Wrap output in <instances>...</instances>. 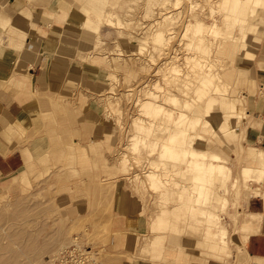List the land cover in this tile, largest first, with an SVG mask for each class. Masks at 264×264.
Instances as JSON below:
<instances>
[{
	"label": "rangeland",
	"instance_id": "rangeland-1",
	"mask_svg": "<svg viewBox=\"0 0 264 264\" xmlns=\"http://www.w3.org/2000/svg\"><path fill=\"white\" fill-rule=\"evenodd\" d=\"M71 1H79L82 5H98L102 11L98 17L97 11L93 10L95 20H92L97 24L86 22L87 29L97 31V44L93 53L80 51L77 56L90 64L92 60L98 59L102 64L105 87L96 92L78 90L66 100L63 109L68 116H72L81 106H91L99 114V120L106 126L114 143L105 149L102 141L98 140L102 144L101 150L86 159L80 157V149L86 146L90 148V145L77 143L68 136L65 128L57 126L48 102L39 105L37 121L3 122L2 140L11 138L19 148L28 149L33 163L22 172L19 170L8 176L0 175V264H55L57 256L62 257L66 249L72 255L78 253L84 257L80 264H189L187 258L192 251L206 257V264H235L244 255V250L238 247L241 242L244 248V232L234 225L230 216L235 211V199L240 198L231 187V181L224 185L216 177H211L206 181L207 194L200 202H196L194 184L192 180L186 181L189 178L186 174L194 172L185 170L187 165L173 158L161 160L160 146L150 147L146 143L151 140L167 142L169 128L174 127V124L166 114L170 109L174 113L180 110L179 107L182 108L179 84L176 79H166L164 72H160L162 65L171 55L174 57L177 50L176 63L182 70L180 77L190 74L196 78L202 74V71L192 69H200L201 65L187 58L197 53L192 44L195 29L190 36L184 35L183 31L185 23L195 22L193 19L188 20L195 13L200 15H194L197 23L204 19V33L209 35L206 42L214 47L211 58H204L216 61L220 70H223V76L231 84L230 92L241 101L239 110L242 107V114L244 108L252 111L259 109L256 115L249 113L264 118V74L261 72H264V66L260 64L264 63V0H253L250 6L239 12L233 7L224 12L226 9L221 7L222 0H168L166 5L160 0ZM237 6L241 7L240 4ZM253 7L258 9V13L251 17ZM170 11L181 18L179 23L168 28L169 33L171 28H175L174 35H169L170 45L165 48L159 45L160 50H156L153 57L152 39L148 40L150 45L147 44L143 51L139 50L138 43H130L129 39L135 40L134 35L142 37L150 24L161 21L163 14ZM242 23L254 24L256 29L244 31L240 26ZM217 30H229L228 41L236 47L233 48L237 52L236 60L234 56H228L230 53L216 50L217 42L210 33L213 35ZM245 32L248 36L243 38ZM166 33L169 34L168 31ZM251 69L256 71L255 86L252 84ZM168 76L173 75L171 73ZM238 77L242 85L239 81L235 82ZM156 81L161 83V87ZM181 82L180 79L178 83ZM156 83L159 87H152L157 93L153 100L164 108L147 116L141 111V104L143 100L151 98L144 87ZM211 86L213 90L216 84ZM169 93L171 96L165 97ZM206 96L202 102L207 101ZM209 96L213 95L207 98ZM199 106L196 105L194 110L197 108L200 111L204 124L198 126L196 132L205 136L211 134L214 129L212 125H216L210 123L205 126L208 119L202 108L204 105ZM221 108L212 110L210 118L216 120V115H223ZM138 117L150 125L145 131H137L135 120ZM246 122L248 118L244 116L235 125L240 128ZM160 125L166 126L161 128ZM136 136H142L146 141L134 150L132 144ZM245 136H210L216 139L212 147L204 141L196 142L194 147L203 152L214 151L215 146H218L216 150L222 149L226 153L222 155L223 160L231 167L234 178L241 175L242 167L245 166L237 154V146L242 144L245 148H264L262 145L245 144ZM180 144L181 141L175 143L177 150L190 148ZM249 156L251 160L248 165L259 169L263 163L257 152L253 151ZM153 172L163 181L162 184L152 185L150 174ZM257 174L252 171L250 186L264 190V179L258 180ZM194 176V182L200 183ZM125 193L139 204L140 226L128 232L116 228L119 217L116 216L115 205ZM217 193L228 199V206L223 210L220 208L222 199L215 198ZM253 195L260 196L256 193ZM192 206L204 210L214 209L218 213L220 224L229 233L231 255L217 254L210 247V242L203 239L209 223L200 213L193 215L188 212L187 209ZM243 207L238 205L237 208L245 216ZM212 227L216 230L215 226ZM155 238L158 239L156 245L152 242ZM167 251H171L172 255L162 259L161 254ZM64 261L59 263L65 264Z\"/></svg>",
	"mask_w": 264,
	"mask_h": 264
},
{
	"label": "crops",
	"instance_id": "crops-1",
	"mask_svg": "<svg viewBox=\"0 0 264 264\" xmlns=\"http://www.w3.org/2000/svg\"><path fill=\"white\" fill-rule=\"evenodd\" d=\"M93 10L97 11L98 17L102 15L98 5L91 3L82 5L79 1L0 0V175L8 176L19 170L22 172L25 167H30L33 163V157L28 149L19 148L11 138L2 140L3 122L37 121L39 105L47 102L57 126L65 128L68 136L77 143L90 145V148L86 146L80 149V157L86 159L91 154L94 155L95 151L101 150L102 144L98 140L102 141L105 149L113 145V137L107 133L106 126L99 120V114L91 106H81L72 116L69 115L71 117L63 109L66 100L78 90L96 92L105 87L104 74L101 71L103 68L98 59L92 60L90 64L83 62L79 59L81 57L77 56V52L80 51L92 54L97 44V31L87 29L86 23L87 21L91 24L96 23L93 21L95 20ZM235 57L236 54L233 57L236 60ZM253 61L255 62L256 59ZM260 64L264 66L263 62ZM261 72L264 74L263 71ZM251 74L252 84L255 86L257 85L255 69H251ZM106 76L108 77L107 74ZM238 81L241 84L239 77L235 82ZM234 97L239 100L238 96ZM221 110L223 115L219 117L216 115V120L214 117L209 120L211 125H216L215 127L212 125L216 133L211 131V134L205 135L212 145L216 139L213 140L210 136L216 138L224 134L230 137L246 135L245 144L264 146V118L254 116L259 109L253 111L242 109L245 111L243 116L248 118V122L237 128L235 121L234 128L227 132L222 131V126L230 121L226 119L225 110L223 108ZM240 110L238 106L236 112L242 114ZM232 130L236 131L231 132ZM216 147L218 146L213 147L214 151L208 152L195 149L207 156L211 152L219 154L221 159L213 163L223 164L226 170L223 173L217 171L211 173L207 169V165L211 162L208 158L205 160L206 167L201 172L200 183L194 182L193 174H186L189 176L186 181L192 180L194 184L196 202H200L207 194L206 181L211 177H216L224 185L231 181V187L238 197L243 198V203L240 198L235 199V211L230 214L234 225L244 232L242 236L244 248L241 242L238 243V247L244 250V255L235 264H264V190L260 187L253 189L250 186L253 180L244 173V169L250 167L249 154L253 151L259 154L264 148L254 146L245 148L242 144L238 145L237 154L245 162V166L242 167L241 175L232 178V169L222 157L226 153L222 149L216 150ZM162 183L161 180L160 184ZM242 188L244 191H241ZM168 193L170 194L169 191ZM255 193L260 196L253 195ZM200 194L202 198L198 200ZM215 198L222 199L220 204L222 210L228 206L229 202L225 196L217 193ZM238 205H244L245 216H242V212L237 208ZM115 206L116 216L119 217L117 229L128 232L139 228V204L130 194L125 193L117 200ZM187 211L193 215L200 213L209 223L202 237L210 242V247L217 254L231 255L229 233L227 228L220 224L218 213L214 209L204 210L196 206L188 208ZM159 219L162 224L161 216ZM212 226H215L216 230ZM152 242L156 245L158 239L155 238ZM184 249L182 246L183 252ZM171 255V251H167L161 254V258L167 259ZM189 256L187 258L189 264H206V257L199 253L192 251ZM245 258L249 263H246Z\"/></svg>",
	"mask_w": 264,
	"mask_h": 264
},
{
	"label": "bare ground",
	"instance_id": "bare-ground-1",
	"mask_svg": "<svg viewBox=\"0 0 264 264\" xmlns=\"http://www.w3.org/2000/svg\"><path fill=\"white\" fill-rule=\"evenodd\" d=\"M160 1H162L163 5H166L168 0H160ZM252 1L253 0H222L221 7L226 9V10L223 9L224 12L228 11L227 9L230 7H233L235 11L239 12L238 10H242L243 8H247L248 6H250ZM176 4L178 5V3ZM238 4H240L241 7H238L237 6ZM257 13H258V9H255V7H253V10L250 12V16L254 17L257 15ZM195 14L200 16L198 13H195ZM195 14L191 16L192 18L190 17V19H188V20L193 19L195 22L193 23L189 22L188 24L185 23L183 31H184V35L189 34L190 36L191 31L195 29V33L192 36V42H193L192 44L194 45L193 48L197 50V53L196 55L189 56L187 58H189V61L193 60V62L195 61L196 64L201 65L200 69H197L196 67H193L192 69L194 71L200 70L202 71V74L198 75L196 78H194L190 74L180 77L182 70L179 67V65L176 63L178 59L177 50L176 52H174L175 54L174 57L173 55H171L172 57L170 56L171 58H169V60L166 61L162 65V71L160 70V72L161 73L164 72V76L165 77L167 76L166 79H170L169 81L176 79L177 84H179L178 89L181 90L182 92V95L180 96L181 97L180 103H182V106L181 105L179 106H181L182 108L179 107L181 111L178 110V111H175L174 113H172L171 111L173 110L170 109V112H167L166 114L168 118L172 121V123L174 124V127L169 128V131H168L169 135L167 137V142L159 143L156 140H151L149 141V143H146V144L147 146L148 144H150V147H154V146L157 147L159 145L161 149L160 151L161 160L166 161L165 159L173 158V160L179 161L181 164L187 165V169L185 170L194 172L193 174H195L194 176L195 180L197 179L201 181L202 179L201 172L206 167L205 160H207L208 158L211 160V162L207 165V169L211 173L216 172V171L223 173L226 170V167L221 163H213V161L218 162L221 159V156L217 154L216 152H211V154L207 156L203 152L197 151L195 149L194 144L198 141L206 142V144L209 147L213 146L210 139L207 136H204L196 132L198 126L202 127V124L204 123H202L203 120L201 118L202 116H201L200 111H198L197 108H196L197 111L194 110L195 106L200 105L199 107H201V105H204L202 108L205 114V118L208 119V121L205 122V126L210 123L209 120L211 119L210 114H212L211 113L212 110L214 111L216 108L222 107L225 110L226 119L230 121L228 123H224V125L222 126V131H225V132L233 129L234 128L233 124L235 123V121L239 120L240 122V120L244 116L243 114L236 112V109L238 108L240 101L230 94L229 88L231 87V84L226 81L224 77L225 75L223 76L224 74L223 70L222 69L220 70V67L216 64V61H212V60H209L208 58H204V57L211 58L214 47L212 48V46L208 42H206V39H208L209 35L204 33V30L206 28L204 19L202 18L201 22L197 23L196 19L194 18ZM180 21H181V18L179 14H174V13L172 14V11L167 12L163 14V17H161V21H157V22H154L153 24H150L151 26L147 27L149 28V30H147L143 34L142 37H136L134 35L135 40L129 39V41L130 43L131 41L138 43L139 50L143 51L145 47L147 48V44L150 45V42L148 40L152 39L153 41L152 56L155 57L153 53H155L156 50H160L159 49L160 46H163L165 48V46L170 45L171 38L169 37V35H174L173 32L175 28H171L170 29L171 32L169 33V29H168L169 26L173 24H177ZM213 26L218 27L217 24H213ZM240 26L244 29V31L256 29L254 24L247 25V23H242L240 24ZM166 31H168L169 34H167ZM218 31L219 33H217ZM228 31L229 30H224V31L217 30V32L212 33L213 35H211L210 33V36L211 38L213 36L215 37L214 40H216L217 42L216 50H220L221 53L228 52L230 53V55L228 56L233 57L235 56L237 52H235V50L233 49L236 47H234L232 43L229 44L230 41H228L229 38L227 35ZM247 36H248V33L245 32L243 34V38H246ZM212 43L214 45V41ZM164 48H162L161 50H163ZM193 52H195L194 49H193ZM200 53H202L203 55H200ZM151 59L153 60V58ZM213 62L215 63V65L213 64ZM215 66L217 70L215 69ZM171 73L173 76H168ZM180 79L182 80V82L178 83ZM157 83L146 85L144 87L145 91H147V95L150 96L151 98V99L143 100V103L141 104V111L147 116H151L154 112L161 111L164 108L162 104L153 100L156 98L157 93H155L156 91H154L152 87L158 88L159 85L161 87V83L159 82V85ZM211 84H216V86L213 87V90L211 89L212 87ZM142 89L143 88H141V90ZM190 91H192L191 94H190ZM210 91L213 92V94H211ZM205 95L207 96L213 95V96H209L208 98L206 96L207 101L202 102L205 100L204 99ZM170 96L171 94L169 93V95L165 97L168 98ZM163 126H166V125H160L161 128H163ZM135 127L137 131L140 132V131H145L147 128L150 127V125L142 117L140 118L138 117L135 120ZM235 131L236 130H232L231 132H235ZM212 132L216 133V131L213 129H212ZM144 141H146L144 137L136 136L132 144L133 146L132 149L137 150L140 143ZM180 141H181L180 145L182 144L184 146L187 145V147H190L193 149L182 148L180 150H177V148L175 147L176 146L175 143L180 142ZM188 155H189V158H188ZM258 156H259V159L263 163L262 166H260L259 169H253L250 167L245 168L244 173L247 177H251L252 171H256L258 173L256 178L258 180H262L264 179V151L259 152ZM184 161H186V163H184ZM162 164H164V162H162ZM150 175H151V179L153 180L152 185H159L161 183V180L159 179V177L156 175L155 172L151 173ZM201 198L202 196L200 194L198 197V200H200Z\"/></svg>",
	"mask_w": 264,
	"mask_h": 264
},
{
	"label": "built area",
	"instance_id": "built-area-1",
	"mask_svg": "<svg viewBox=\"0 0 264 264\" xmlns=\"http://www.w3.org/2000/svg\"><path fill=\"white\" fill-rule=\"evenodd\" d=\"M63 256H57V258L55 259V264H60L59 261L65 259L64 263L65 264H69V263H74V264H80L82 263V259H84V257H81L80 254H74L72 255L71 252L66 250H63ZM84 256L87 257V255H85L84 253H82ZM88 259V257H87Z\"/></svg>",
	"mask_w": 264,
	"mask_h": 264
}]
</instances>
